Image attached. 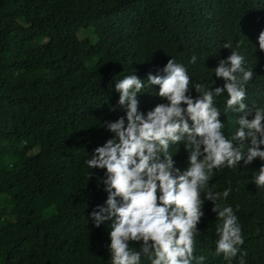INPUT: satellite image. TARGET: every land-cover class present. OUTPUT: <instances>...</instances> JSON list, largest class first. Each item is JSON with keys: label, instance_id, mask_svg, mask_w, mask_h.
<instances>
[{"label": "trees", "instance_id": "16d2710c", "mask_svg": "<svg viewBox=\"0 0 264 264\" xmlns=\"http://www.w3.org/2000/svg\"><path fill=\"white\" fill-rule=\"evenodd\" d=\"M262 30L264 0H0V264H111V222L97 228L91 218L107 199L105 170L85 161L114 136L104 122L126 116L115 83L133 74L144 81L146 114L166 102L149 73L163 75L174 59L193 86L214 90L225 83L214 68L235 50L254 72L245 103L264 107L254 40ZM227 99L225 91L215 104L231 139L242 114L225 112ZM170 152L184 171V144ZM262 164L214 170L208 190L231 187L217 203L233 208L244 244L231 261L216 255L221 221L205 200L194 253L203 264H264V188L254 184ZM141 264L151 262L142 256Z\"/></svg>", "mask_w": 264, "mask_h": 264}, {"label": "clouds", "instance_id": "9594fccd", "mask_svg": "<svg viewBox=\"0 0 264 264\" xmlns=\"http://www.w3.org/2000/svg\"><path fill=\"white\" fill-rule=\"evenodd\" d=\"M254 40L260 50L257 66L264 68V30ZM223 47L232 49L230 43ZM196 60L193 55L190 63ZM162 72L149 73L147 82L159 86L157 95L166 102L146 114L140 111L138 100L144 81L133 74L115 83L118 104L126 116L104 122L114 136L85 161L91 169L105 170L102 183L107 199L91 212V218L97 228L111 222V264H141L142 256L151 264H203L205 257L194 253L200 235L197 226L208 200L221 221L216 227V255L231 261L244 244L242 228L233 208L217 201L226 200L232 189L213 192L208 185L214 170L235 168L241 161L247 166L256 158L264 161V107L249 108L245 103L246 85L254 72L245 67V57L235 50L214 68L215 76L225 81L214 90L203 83L193 86L185 66L174 59L168 60ZM225 91V112L242 114L231 139L224 135L225 125L215 104V97ZM181 143L188 152V167L182 172L170 152L173 145ZM245 145L246 152L242 150ZM254 184L264 188V164ZM132 243L139 244V250L130 247ZM240 264H244L243 258Z\"/></svg>", "mask_w": 264, "mask_h": 264}, {"label": "rangeland", "instance_id": "374dc122", "mask_svg": "<svg viewBox=\"0 0 264 264\" xmlns=\"http://www.w3.org/2000/svg\"><path fill=\"white\" fill-rule=\"evenodd\" d=\"M92 39L95 42L97 40L96 36L92 35Z\"/></svg>", "mask_w": 264, "mask_h": 264}]
</instances>
